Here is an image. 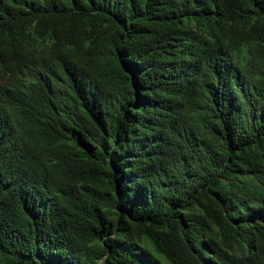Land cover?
<instances>
[{
	"label": "trees",
	"instance_id": "trees-1",
	"mask_svg": "<svg viewBox=\"0 0 264 264\" xmlns=\"http://www.w3.org/2000/svg\"><path fill=\"white\" fill-rule=\"evenodd\" d=\"M0 264H264V0H0Z\"/></svg>",
	"mask_w": 264,
	"mask_h": 264
}]
</instances>
